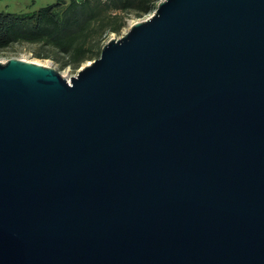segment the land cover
Masks as SVG:
<instances>
[{
    "label": "water",
    "instance_id": "water-1",
    "mask_svg": "<svg viewBox=\"0 0 264 264\" xmlns=\"http://www.w3.org/2000/svg\"><path fill=\"white\" fill-rule=\"evenodd\" d=\"M0 264H264V0H163L71 82L0 62Z\"/></svg>",
    "mask_w": 264,
    "mask_h": 264
},
{
    "label": "trees",
    "instance_id": "trees-1",
    "mask_svg": "<svg viewBox=\"0 0 264 264\" xmlns=\"http://www.w3.org/2000/svg\"><path fill=\"white\" fill-rule=\"evenodd\" d=\"M160 0H57L33 13L0 12V50L37 44L64 54L63 65L79 66L100 54L103 35L119 33L127 15L148 13ZM67 5L62 11L60 7ZM39 58H50L37 54Z\"/></svg>",
    "mask_w": 264,
    "mask_h": 264
},
{
    "label": "rangeland",
    "instance_id": "rangeland-1",
    "mask_svg": "<svg viewBox=\"0 0 264 264\" xmlns=\"http://www.w3.org/2000/svg\"><path fill=\"white\" fill-rule=\"evenodd\" d=\"M69 3V0H66ZM163 0L157 2L156 7L148 12V13H136L132 12L127 15V26L124 27L119 33L115 32H106L103 35L101 46H100V54L97 55L92 60H86L81 63L79 66L69 65L65 66L62 62H57V60L65 59L66 56L57 52L55 49L50 47H43L37 44H15L12 47L0 50V62L7 63L11 59H19L27 62H31L34 64L42 65L47 68L54 69L58 73H60L64 78H66L69 82L74 76L79 74V71L82 70L85 66L91 64L93 60L97 59L101 55V51L103 47L112 39H120L125 36L133 25L139 22H143L148 20L155 12ZM57 3V0H0V12H13L16 14H24V13H33L41 7L52 5ZM67 6V5H66ZM65 5L60 7L62 11L66 8ZM37 54L48 55L50 58H39Z\"/></svg>",
    "mask_w": 264,
    "mask_h": 264
}]
</instances>
